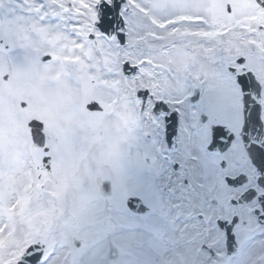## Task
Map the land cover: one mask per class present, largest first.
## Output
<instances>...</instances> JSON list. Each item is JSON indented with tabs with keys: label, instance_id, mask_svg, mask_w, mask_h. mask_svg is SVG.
<instances>
[{
	"label": "snow or ice",
	"instance_id": "snow-or-ice-1",
	"mask_svg": "<svg viewBox=\"0 0 264 264\" xmlns=\"http://www.w3.org/2000/svg\"><path fill=\"white\" fill-rule=\"evenodd\" d=\"M0 264H264V0H0Z\"/></svg>",
	"mask_w": 264,
	"mask_h": 264
}]
</instances>
